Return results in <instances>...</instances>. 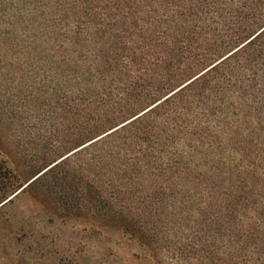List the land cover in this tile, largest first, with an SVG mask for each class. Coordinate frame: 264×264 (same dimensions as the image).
<instances>
[{
	"label": "trees",
	"instance_id": "1",
	"mask_svg": "<svg viewBox=\"0 0 264 264\" xmlns=\"http://www.w3.org/2000/svg\"><path fill=\"white\" fill-rule=\"evenodd\" d=\"M85 1L82 8L62 9L73 15V36L65 39L74 55L82 50L84 33L99 36L102 44L82 53L88 68L75 82V102L82 106L75 147L17 187L0 208L38 189L62 200L80 198L95 205L91 217L99 213L104 221L114 220L122 240L138 243L150 264H162L156 222L146 230L145 216L132 210L143 205L157 215L175 200L174 183L193 169L185 153L192 156L200 145L212 144L220 125L214 121L228 111V99L251 95L264 101V0ZM242 115L233 113L239 120L232 129L247 122ZM76 156L82 160L72 163ZM258 161L248 166L251 177ZM240 165L230 170L239 172ZM220 168L217 163L210 169ZM83 172L90 176L86 182L79 178ZM143 183L154 189L146 199L140 198ZM114 199L120 210L112 215ZM204 220L196 226L208 221L220 233L218 217ZM255 231L246 237L238 232L236 244L247 238L240 252L250 248V257L222 258L216 244L195 233L184 246L168 247L172 258L197 264H264V234Z\"/></svg>",
	"mask_w": 264,
	"mask_h": 264
},
{
	"label": "rangeland",
	"instance_id": "2",
	"mask_svg": "<svg viewBox=\"0 0 264 264\" xmlns=\"http://www.w3.org/2000/svg\"><path fill=\"white\" fill-rule=\"evenodd\" d=\"M85 2L0 0V203L75 147L74 126L82 108L75 102V82L88 68L82 53L102 44L99 36L84 33L82 50L74 55L65 39L73 36V15L62 9L82 8ZM226 105L228 111L214 121L220 125L213 129L212 144L200 145L192 156L185 153L184 162L193 169L174 183L176 198L168 208L157 215L146 213L143 205L132 210L145 216L146 230L156 222V238L164 246L157 248L162 264H197L172 258L168 247L184 246L193 233L216 244L222 258L251 256L250 248L240 252L247 238L237 245L238 232L246 237L260 224L255 233L264 234V101L249 95L228 99ZM235 112L247 121L237 130L232 129L239 120ZM80 160L76 156L71 162ZM258 160L251 177L248 166ZM235 162L241 164L239 172L230 170ZM217 163L220 171L213 172L210 168ZM88 177V172L79 174L81 182ZM153 191L143 183L140 198ZM66 203L80 209L67 212ZM90 206L76 197H50L41 189L17 196L0 208V264H150L138 243L122 240L114 220L104 221L99 213L91 217L95 205ZM119 210L114 199L110 213ZM214 217L221 220L220 233L208 221L196 226Z\"/></svg>",
	"mask_w": 264,
	"mask_h": 264
},
{
	"label": "water",
	"instance_id": "3",
	"mask_svg": "<svg viewBox=\"0 0 264 264\" xmlns=\"http://www.w3.org/2000/svg\"><path fill=\"white\" fill-rule=\"evenodd\" d=\"M10 199V198H9ZM6 202V201H5Z\"/></svg>",
	"mask_w": 264,
	"mask_h": 264
}]
</instances>
